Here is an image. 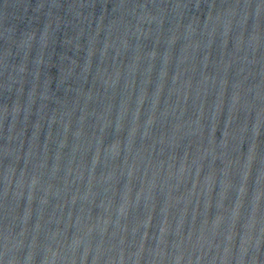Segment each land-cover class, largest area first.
<instances>
[{
  "label": "water",
  "instance_id": "1",
  "mask_svg": "<svg viewBox=\"0 0 264 264\" xmlns=\"http://www.w3.org/2000/svg\"><path fill=\"white\" fill-rule=\"evenodd\" d=\"M0 264H264V0H0Z\"/></svg>",
  "mask_w": 264,
  "mask_h": 264
}]
</instances>
